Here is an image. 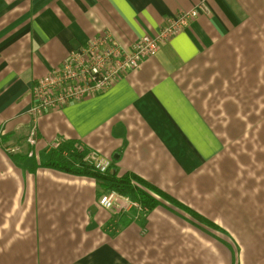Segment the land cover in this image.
<instances>
[{
  "label": "crops",
  "instance_id": "1",
  "mask_svg": "<svg viewBox=\"0 0 264 264\" xmlns=\"http://www.w3.org/2000/svg\"><path fill=\"white\" fill-rule=\"evenodd\" d=\"M199 4L138 71L31 118V86L70 51L104 33L129 48ZM253 107L264 110V0H0V264H264V190L240 194L222 186L233 172L209 173L237 139L234 112ZM56 141L216 229L168 204L112 216L94 179L39 166Z\"/></svg>",
  "mask_w": 264,
  "mask_h": 264
},
{
  "label": "built area",
  "instance_id": "2",
  "mask_svg": "<svg viewBox=\"0 0 264 264\" xmlns=\"http://www.w3.org/2000/svg\"><path fill=\"white\" fill-rule=\"evenodd\" d=\"M201 12H206L203 4L181 12L167 20L156 35L143 36L129 48L104 33L70 51L60 67L51 70L31 86V118L36 121L47 112L103 94L115 81L138 71L147 59L156 54L161 44L185 29ZM28 143L34 145L32 133L28 136ZM86 160L100 174L106 173L112 165L110 160L94 152ZM97 205L112 215L129 212L130 209L137 214L148 211L114 191L102 195Z\"/></svg>",
  "mask_w": 264,
  "mask_h": 264
},
{
  "label": "trees",
  "instance_id": "3",
  "mask_svg": "<svg viewBox=\"0 0 264 264\" xmlns=\"http://www.w3.org/2000/svg\"><path fill=\"white\" fill-rule=\"evenodd\" d=\"M91 153V151H86L75 143L64 145L59 143L54 145L46 161L39 166L69 175L92 178L102 191H114L122 197L131 199L132 202L139 203L148 210L168 204L187 214L192 221L216 229L212 223L134 174L126 173L118 176L112 167L104 174L96 172L86 160Z\"/></svg>",
  "mask_w": 264,
  "mask_h": 264
},
{
  "label": "rangeland",
  "instance_id": "4",
  "mask_svg": "<svg viewBox=\"0 0 264 264\" xmlns=\"http://www.w3.org/2000/svg\"><path fill=\"white\" fill-rule=\"evenodd\" d=\"M248 111L234 112L240 120V130L236 132L237 139L234 138L236 141L224 139L226 141L224 152L228 155L220 157L221 163L216 161L210 164L209 173L219 174L224 173L225 170L233 172L232 180L224 182L222 186L239 189L240 194L246 195L254 191L256 196L262 192L256 190H264V147H262L264 141L257 139L261 132L256 131V129L264 128L262 127L264 125V110L262 112L258 107H253L249 108ZM221 113L225 112H218L219 118ZM236 124L238 125V123ZM229 126H233V124L229 122ZM218 182L221 183L222 181ZM246 195H242V198L246 199ZM261 196L264 199V193ZM127 199L131 201V199Z\"/></svg>",
  "mask_w": 264,
  "mask_h": 264
}]
</instances>
